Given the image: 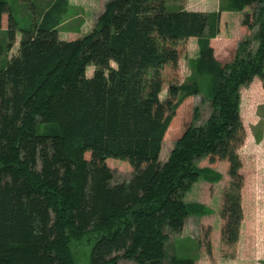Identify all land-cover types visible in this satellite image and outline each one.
<instances>
[{"label": "trees", "instance_id": "obj_1", "mask_svg": "<svg viewBox=\"0 0 264 264\" xmlns=\"http://www.w3.org/2000/svg\"><path fill=\"white\" fill-rule=\"evenodd\" d=\"M63 1L21 28L0 0V57L19 32L0 69V264H194L168 255L167 243L196 213L184 196L202 158L226 163L220 240L233 246L242 218L240 89L254 77L264 88V0H226L248 34L224 62L211 44L219 10L106 0L87 34L61 40ZM189 38L198 47L190 80L168 85L160 100L161 69L176 67ZM200 90L206 118L187 123L161 161L178 95ZM108 159L127 162L128 180L115 179ZM203 246L210 253L208 231Z\"/></svg>", "mask_w": 264, "mask_h": 264}, {"label": "rangeland", "instance_id": "obj_2", "mask_svg": "<svg viewBox=\"0 0 264 264\" xmlns=\"http://www.w3.org/2000/svg\"><path fill=\"white\" fill-rule=\"evenodd\" d=\"M5 1L21 28H27L32 20H38L43 12L49 10L57 2V0H34L35 9L31 11L30 3L20 0ZM105 1L64 0L60 6V14L57 16L56 29L58 37L61 40H72L87 34L93 27L97 16L102 12ZM168 8H184L186 10L204 12L221 11L219 32L211 41L214 57L219 62L229 60L234 54L239 39L248 34L246 30L241 29L239 26L241 13L229 7L226 0H173L168 2ZM4 27L5 18L3 17L0 39L4 37ZM18 39L19 32L16 31L15 42L12 48L0 57V69L5 65L8 57L16 52ZM179 50L180 54L176 67L164 66L161 69L162 86L159 93L160 100H164L167 97L168 85H180L190 80L192 60L196 57L198 50L196 39L191 38L181 42ZM85 74L87 77L91 76V66L86 68ZM248 86L249 84L240 89L239 108L241 117L246 124L247 130H245L247 135L238 150L244 174L241 202H243L247 215L253 209H256L259 213L264 211V88L256 87L255 89H251ZM178 96V106L161 143L159 155L161 161L166 160L175 140L181 135L186 124L195 118L202 121L208 114V99L203 91L192 92L182 99L181 94ZM254 122L256 123L254 124ZM251 124H254V126H251ZM106 163L115 172V179L117 181L128 180L131 168L127 162L108 159ZM197 166L202 172L185 194L184 200L195 205L196 215H211L210 219L214 224H217L220 195L228 180L226 163L224 161L209 163L207 158H202L197 162ZM197 219L190 216L186 221V230L192 231L193 234L187 232L184 238L181 237V232L170 236L167 243L168 255H175L177 258H190L192 255L198 264H205L202 261L198 262L199 259L196 252L197 238H200L199 232L195 233L198 228L194 222ZM190 222L191 224L194 223V225L191 226ZM214 239L213 234L212 244H214ZM262 241L264 242V233H259L255 241L250 244V247L245 248L241 246V248H238L241 254L248 259H241L244 261H239V263L252 264L255 261L256 264H264V260L260 259V255H263L262 253L264 252L261 247L262 244H260ZM225 252L227 251H222L221 249L219 254L222 253L221 256L224 257L223 254H226ZM236 255L237 253L234 254V258ZM237 262L238 259L232 262L218 259L210 261L211 264H236ZM117 264L135 263L128 260H119Z\"/></svg>", "mask_w": 264, "mask_h": 264}, {"label": "crops", "instance_id": "obj_3", "mask_svg": "<svg viewBox=\"0 0 264 264\" xmlns=\"http://www.w3.org/2000/svg\"><path fill=\"white\" fill-rule=\"evenodd\" d=\"M189 39H191V38H189ZM255 82H257V83H255ZM259 82L260 81L256 77H254L252 79V81L249 83L248 87H251V89L252 88L255 89L256 87L261 88L262 85ZM239 114H240V108H239ZM240 117H241V114H240ZM241 120H242V124H243L244 130H245L246 124L244 123V120L242 119V117H241ZM255 123L256 122H254V124ZM254 124H251V126H254ZM246 130H245V137L247 135ZM245 137H244V140L246 139ZM239 148H238V150H239ZM238 150H237V152H238ZM224 168H225V165H224ZM240 172L243 176V181H244V174L242 172V166H241ZM242 187H243V185H242ZM242 187H241V196H242ZM185 202L189 203L188 201H185ZM219 207H220V200H219ZM241 209H242V218H241V221L239 224L238 239H237L236 243L231 247L223 246V244L221 243V240H220L221 219L219 217V210H218V214H217V216H218V218H217L218 223L217 224H214V222L210 219L211 215L198 216V215H196V213L193 215H190V216L198 218L197 221L194 222L198 228L195 233L199 232V236H200V238H197V242H196L197 243L196 252L198 254V259H199L198 262L202 261V262H205V264H211L210 261L214 260V259L215 260H217V259L218 260H227V261L229 260L230 262L234 261L235 259H238V262L236 264H244V263H239V261H244L241 259L248 260L246 256L241 254V252L238 248H241V246L245 247V248L250 247L251 246L250 244L255 241L256 236L259 233H261V234L264 233V232H262L264 230V211H262V213H259L258 211H256V209H253L250 212V214L247 215L245 213V210H244L243 202H241ZM195 212H196V210H195ZM190 216H188L186 218L184 225L182 227V230H181V237L182 238H184L186 236L187 232H191V234H193L192 231H187L185 228L186 221L188 220V218ZM194 223L191 224V222H190L191 226L194 225ZM245 228H246V230H245ZM204 231H208V241H209V246H210V253H207L204 246H203ZM213 234H214V238H215L214 244H212V235ZM217 234H218V236H217ZM254 234H256V235H254ZM261 239L263 240V238H261ZM260 244H262L261 247H262V250L264 251V242L262 241V242H260ZM221 249H222V251H224V250L227 251V252H225L226 254H223L224 257L221 256L222 253L219 254V251ZM235 253H237V255L234 258ZM262 254L263 255H260L261 256L260 259L264 260V252ZM190 258H192L194 260V264H198L197 260H195V258H193L192 255L190 256ZM252 264H256V262L254 261V262H252Z\"/></svg>", "mask_w": 264, "mask_h": 264}]
</instances>
